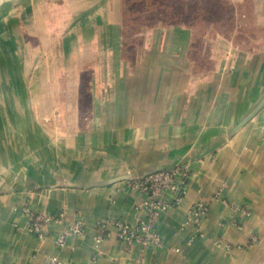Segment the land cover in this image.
Instances as JSON below:
<instances>
[{"label": "crops", "instance_id": "crops-1", "mask_svg": "<svg viewBox=\"0 0 264 264\" xmlns=\"http://www.w3.org/2000/svg\"><path fill=\"white\" fill-rule=\"evenodd\" d=\"M110 1L38 0L18 11L23 36L30 19L42 33L31 42L18 35V46H32L18 62L44 45L69 68L65 86L51 71L53 83L33 98L19 81L25 68L0 71L10 83H0V264H48L53 256L62 264H264V0H228L224 17L207 25L147 29L132 53L123 48L120 0L118 8ZM202 61L213 65L201 69ZM107 81L105 99L98 89ZM28 97L47 106L65 98L66 110L87 109L90 117L68 120L64 135L47 133L39 124L49 120L26 118ZM177 162L192 176L182 204L158 221L162 246L115 237L96 245L97 223L146 219L136 209L143 194L121 179ZM198 200L209 204L204 239L181 226ZM23 206L66 209L82 217L84 232L57 249L28 230Z\"/></svg>", "mask_w": 264, "mask_h": 264}, {"label": "rangeland", "instance_id": "rangeland-1", "mask_svg": "<svg viewBox=\"0 0 264 264\" xmlns=\"http://www.w3.org/2000/svg\"><path fill=\"white\" fill-rule=\"evenodd\" d=\"M110 1V0H109ZM119 0H111L110 4L113 7L118 8ZM228 0H120V9H121V18L123 21V33H124V45L123 48L131 50L134 47L138 46V34L145 33L144 31L151 28L170 26V25H207L210 21L219 18L221 13L225 11L227 7ZM38 4V0H0V57H3V60L0 59V71L3 68V71L11 73L18 71L21 68H25L24 76L21 79L19 77L20 84L24 85L31 93L28 94L29 97L39 96L40 93H34L39 91V87L45 85V83H53L51 81L52 72H57L59 78L57 79V84H62L65 86V70L69 68V64L65 62L60 56V53L56 56H51L49 58L48 51L50 50L49 46L40 45L34 51L33 56L25 57L21 62L17 60V54H22L24 51L29 52L32 49L30 45L18 46V35L20 39L26 37L28 41H34L37 37H42V33L32 25V19L26 23L25 35H22V31L16 26V20L18 18V11H28L29 8L34 7ZM61 4H64L62 2ZM112 9V7H111ZM66 14V13H65ZM67 16V15H65ZM113 15L112 17H114ZM117 16V15H116ZM8 17L15 20H11L14 25L8 23ZM224 17V16H223ZM59 30H57L58 33ZM65 32L62 33V35ZM58 37V34H56ZM46 37L54 36V34L45 35ZM60 36V35H59ZM137 40V41H136ZM37 41V40H36ZM17 44V46H16ZM224 48V47H223ZM221 51L223 50L220 47ZM35 55V56H34ZM37 55V58H36ZM34 57V59H33ZM19 64L21 68H19ZM201 69H205L210 65H213L211 62L202 61L197 63ZM204 74V73H203ZM61 76V77H60ZM15 85H18L17 77H14ZM22 80V83H21ZM9 79L7 77H2L0 72V83L1 85H8ZM39 86V87H38ZM105 87V88H104ZM66 89V88H65ZM64 88L59 89L62 93H59V96H65L66 92ZM71 89V88H70ZM110 85L107 84L98 89V94L101 92V96L107 99L109 96ZM72 90V89H71ZM57 91V90H56ZM86 92V91H82ZM34 93V94H33ZM74 95H79L78 91H73ZM55 97L57 96L55 92ZM83 99L80 101L83 103ZM28 97V98H29ZM45 98V94H43ZM42 99L31 102L29 105V112L26 114V118H32L33 120L46 123L50 121L49 124H39L43 129L50 131L52 134L64 135L69 125L67 126V121L73 118V121H76L77 118H82L85 121L86 117H90L89 110L87 109H76V110H66L67 103L64 99L55 98L52 100L48 106L46 102ZM61 101V102H60ZM74 101V100H73ZM28 102V101H27ZM41 104H45V107L40 108ZM47 106V107H46ZM49 120V121H48ZM78 120V119H77ZM39 123V122H37ZM56 124V125H54ZM57 135V136H59Z\"/></svg>", "mask_w": 264, "mask_h": 264}, {"label": "built area", "instance_id": "built-area-1", "mask_svg": "<svg viewBox=\"0 0 264 264\" xmlns=\"http://www.w3.org/2000/svg\"><path fill=\"white\" fill-rule=\"evenodd\" d=\"M261 139L264 141V127ZM191 176L192 172L188 165L180 164L126 181L124 187L139 190L143 194V199L136 204V209L144 210L147 215L146 219L132 225L117 219L97 223L94 230L95 244L100 245L104 240L115 237L127 245L137 243L144 248H160L163 244V237L158 230V221L171 208L182 204ZM221 200L226 202L223 198ZM21 211L27 216L28 230L39 241L52 239L57 249H62L70 237L82 235L85 229L82 217L74 215L70 218L66 209H61L56 213H44L35 212L28 206H23ZM208 211V203L203 200L194 202L184 215L181 223L182 229L191 226L194 228V237L204 239L202 219ZM240 211L245 212L244 209ZM244 214L248 215L246 212ZM52 227L58 229L54 230ZM251 240L255 242L256 238L251 237ZM172 250L179 252L178 249ZM47 262L48 264H62L56 256L48 258Z\"/></svg>", "mask_w": 264, "mask_h": 264}, {"label": "water", "instance_id": "water-1", "mask_svg": "<svg viewBox=\"0 0 264 264\" xmlns=\"http://www.w3.org/2000/svg\"><path fill=\"white\" fill-rule=\"evenodd\" d=\"M180 164H184V163H182V162H177V163H174V164L169 165V166H167V167L153 169V170H150V171H148V172H146V173H143L142 175L128 176V177L123 178V179H121V180L129 181V180L137 179V178L143 177V176H145V175H147V174H149V173H152V172H155V171H160V170L170 169V168H173V167H175V166H177V165H180ZM119 180H120V179H119Z\"/></svg>", "mask_w": 264, "mask_h": 264}]
</instances>
